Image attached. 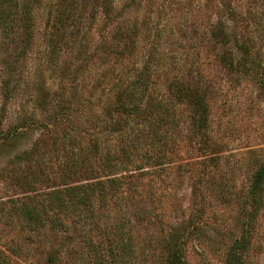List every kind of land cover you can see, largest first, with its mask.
<instances>
[{
	"label": "rangeland",
	"instance_id": "obj_1",
	"mask_svg": "<svg viewBox=\"0 0 264 264\" xmlns=\"http://www.w3.org/2000/svg\"><path fill=\"white\" fill-rule=\"evenodd\" d=\"M0 1V264H264V0Z\"/></svg>",
	"mask_w": 264,
	"mask_h": 264
},
{
	"label": "trees",
	"instance_id": "obj_2",
	"mask_svg": "<svg viewBox=\"0 0 264 264\" xmlns=\"http://www.w3.org/2000/svg\"><path fill=\"white\" fill-rule=\"evenodd\" d=\"M8 7L9 6L5 5V3L3 1H0V23H3L5 26L10 27V23L13 21V19H11L12 18L11 16L14 15V10L12 9V7H10V8H8ZM57 29H58V27L55 28V30H57ZM244 50H246V48ZM147 82H148L147 78L143 79L144 85ZM141 83H142V80H141ZM177 86H178L177 88H181L183 90V92H182L183 96L187 97L189 99V101L191 103H193V107L195 108L194 113H196V115L197 114L201 115L204 118V116L206 115L207 109H206L205 105L203 104L202 97L198 93H196L198 95H193V97H192L191 93H194V90H192L191 87L188 85L180 84ZM137 89H139V88L134 86V85H130V87L122 90V92L119 95V99L115 104L118 106V109H121L122 111H123V109L128 110L129 104H131V110H137L139 108V104L136 100H138L139 98L141 100L142 97H137L138 99L135 97V91ZM134 99H136V100H134ZM201 109H202V111H201ZM163 111H167L168 115H170L171 113L172 114L174 113V110L170 111V109H168V108L163 109ZM73 171H74V175H75L76 171L78 173L81 172L82 175H85L84 174L85 170L82 169L81 166H76V169L72 170V172ZM92 172H93V170H92ZM254 178H255V183L250 188V194L255 201H260L261 191L263 190L262 181L264 180V164L262 165L261 168H259L257 170ZM117 180L118 179H111V183H113ZM84 181H85V183H84ZM30 184L32 185V183H30ZM66 184L67 185L63 190H61V189L56 190V191L54 190L56 198H59L60 194L62 192H64L68 196L70 195L72 203H75L74 202L75 200L77 201V203H75L76 206H79L80 204H83L85 206L91 200L92 192H94L96 188H99L100 190H102L101 192H103L104 181L99 179L97 176H94V177H86L85 180L75 179L74 184H72L71 182H68V183L66 182ZM30 188L31 187H29L28 189H30ZM104 194H105V192H104ZM58 204H59V206H63L61 200L60 201L58 200ZM22 212H23L24 217H26L27 223L29 224V226L33 227V229L38 224V222L42 219V214L33 208L23 209ZM34 223L36 225H34ZM238 245H239V241H238ZM238 245H236V250L233 249L229 253V257L227 259L228 264H241L240 263V261H241L240 256L237 255V252H238L237 249H239ZM176 248L177 247H175L173 252L170 253L169 258H168V264H186L185 260L180 255L181 254L180 251L177 250Z\"/></svg>",
	"mask_w": 264,
	"mask_h": 264
}]
</instances>
